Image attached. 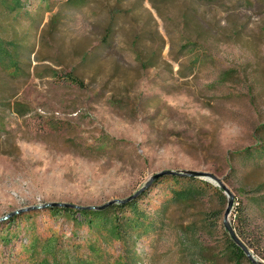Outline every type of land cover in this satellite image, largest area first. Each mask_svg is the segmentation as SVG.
I'll use <instances>...</instances> for the list:
<instances>
[{
	"label": "rangeland",
	"instance_id": "374dc122",
	"mask_svg": "<svg viewBox=\"0 0 264 264\" xmlns=\"http://www.w3.org/2000/svg\"><path fill=\"white\" fill-rule=\"evenodd\" d=\"M210 1L176 27L149 0H0V40L18 48L15 67L0 57V219L41 207L0 220V264H235L227 202L209 192L170 203L169 178L145 188L168 170L220 178L235 195L231 226L264 264V0ZM166 24L194 47L167 45L143 69L124 42L141 29L151 46L155 28L168 40ZM141 189L154 226L132 252L44 207H100Z\"/></svg>",
	"mask_w": 264,
	"mask_h": 264
},
{
	"label": "trees",
	"instance_id": "16d2710c",
	"mask_svg": "<svg viewBox=\"0 0 264 264\" xmlns=\"http://www.w3.org/2000/svg\"><path fill=\"white\" fill-rule=\"evenodd\" d=\"M74 1L76 0H69L70 3ZM149 1L152 3L153 8L157 11L159 18L164 20L166 23H172V26L176 25V27H179L182 24V21H185V24L189 25V21H193L194 17L192 16H197L196 14L198 13L200 7L203 4L209 5L211 3L210 0H192L193 2L189 5H186L185 7L182 2H179L180 0ZM169 5L179 9L181 14L180 17L183 18L180 19L179 17V19H176L175 17L166 14L164 10L166 9V6L168 7ZM150 18L151 23H155L156 25V19L153 18L151 14ZM112 22L113 23L106 28V34L102 39V42L107 45H110L114 28L117 24H119V22H116L114 17ZM166 26L168 40L163 37L162 34H160L157 28H155V30L152 32V34H154V38L152 39L151 46H148V43L146 42L147 35L141 29L124 42L129 50L132 51L136 61L140 66H142L143 69L157 67L162 61L164 47L167 45L170 46L171 54L174 53L175 49L177 48L179 51L178 54L180 55H183L190 47H194L195 43L193 42V38H187L184 33H178L177 31L175 32V35L169 30V26L167 24ZM10 45L13 46L14 50L16 51L13 50L10 52L9 48L6 47V42L0 40V57H4L5 63H7V59L9 57L11 65L15 67L18 62L15 59V55H13V53L17 52L18 48L12 43ZM193 50L194 48L191 49L190 52L193 53ZM180 55H177L174 59L179 61ZM199 58V54L191 57L192 63L195 64ZM67 76L70 78V80L72 79L74 83H77L80 86L84 85L83 81L76 77L73 72ZM19 107L20 105H15L13 112L18 116L25 117L27 111H22ZM4 129L5 127L0 126V138L3 133H6ZM3 144L4 143L0 142V153L9 155L7 152L3 151ZM15 148L17 147L15 146ZM248 154L252 155L253 153L250 151ZM168 178L174 182V186L170 188L172 193V197L169 200L170 203H184L190 200L197 201L201 196H204L209 192L221 195L224 202L228 201L224 191H222L220 188H217L216 186L214 187L211 183L200 178L197 179L185 175H168L155 180L153 184L159 183L162 180ZM138 197L127 203L108 206L107 209L104 210H88L78 208L73 209L64 207H47L46 210L55 217H65L74 220L79 226H88L90 231H99V233H101L100 235L104 234V239L107 242H112L115 240L124 244V246L127 247L128 252H132L134 250L132 249V245L136 243V241L141 237L150 232V230H153L152 228L154 226V223L152 224L149 222L146 210L140 206L139 201L141 197ZM78 215H80V219L78 218ZM243 215L244 214L240 215L239 220H242V218L245 219V216ZM16 218L17 217H14L10 223L12 224ZM224 234L227 235V251L231 261L235 262V264H254L251 259L247 257L245 251L237 245L234 239H232L231 235H229L227 232ZM237 235H240V238L242 237V239L244 238V241L247 240L251 247V240H249L245 233H242L240 230H238Z\"/></svg>",
	"mask_w": 264,
	"mask_h": 264
},
{
	"label": "water",
	"instance_id": "95a60500",
	"mask_svg": "<svg viewBox=\"0 0 264 264\" xmlns=\"http://www.w3.org/2000/svg\"><path fill=\"white\" fill-rule=\"evenodd\" d=\"M168 175H177V176H189V177H192V178H204L206 180H211V181H214L217 183V185L222 188L225 192V195L227 196V204H228V207H227V210L225 212V215H224V219H225V228L227 230V232L229 233V235H231L232 239H234V241L237 243V245L245 251L246 255L248 258L251 259V261L254 263V264H262L261 262H259L255 255L253 254L252 250H250V248H248L246 246V244L241 240V238L239 237V235H237L235 229L233 226H231L230 222H229V217H230V214L232 212V209L235 205V195L234 193L232 192V190H230L229 188H227L225 186V184L223 183V181L218 178L216 175H213V174H210V173H204V172H184V173H180V172H176V171H172V170H168V171H164V172H161V173H157L155 174L152 179L148 182V184L145 186V188L151 186L153 184V182L161 177H165V176H168ZM144 189H141L140 191H138V193L134 196H131L127 199H124V200H113V201H110L108 203H106V205L104 206H100V207H94V206H91V207H82V206H78V205H72V204H67V203H49V204H46L44 205V207H64V208H78V209H88V210H91V209H98V210H104V209H107L108 206H111V205H115V204H122V203H127V202H130L132 201L133 199L137 198V196L143 192ZM41 207H32V208H28V209H24V210H21V211H17L7 217H4V218H1L0 220H6L8 219L9 217H13L14 215L16 214H19L21 212H25V211H28V210H32V209H39Z\"/></svg>",
	"mask_w": 264,
	"mask_h": 264
}]
</instances>
